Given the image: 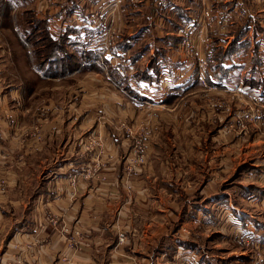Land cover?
Returning a JSON list of instances; mask_svg holds the SVG:
<instances>
[{"label": "crops", "instance_id": "crops-1", "mask_svg": "<svg viewBox=\"0 0 264 264\" xmlns=\"http://www.w3.org/2000/svg\"><path fill=\"white\" fill-rule=\"evenodd\" d=\"M204 82L253 98L247 135L264 124V0H0V264H224L176 229L192 220L240 247L230 264H264V159L240 164L234 146L236 180L192 183L227 171L230 149L214 147L216 169L179 141L189 117L158 114ZM225 117L211 120L239 124ZM232 124L216 141L239 138ZM95 133L102 154L86 145ZM138 143L146 161L129 171Z\"/></svg>", "mask_w": 264, "mask_h": 264}, {"label": "rangeland", "instance_id": "rangeland-1", "mask_svg": "<svg viewBox=\"0 0 264 264\" xmlns=\"http://www.w3.org/2000/svg\"><path fill=\"white\" fill-rule=\"evenodd\" d=\"M47 1L52 2V0H47ZM21 17H23V15L20 16V18ZM35 23L37 24L38 21H35ZM45 36H46L45 33H42L40 35L36 33L33 36L32 39L34 40L36 51H37V44L36 43L39 42V37H45ZM50 46H52V45L47 44L46 48H47L48 52L51 51L53 54L55 52V50H53L52 49L53 47H50ZM48 56H49V54H48ZM32 72H34L36 74L35 71H32ZM37 83H39V82L37 81ZM204 83H205V85L202 84L203 89L200 92L196 93L195 95L194 94H189L186 96L184 95V96H181V97H183V99H176V100L171 99L169 102L164 103L163 105H160L158 114L160 116H164V118H165V116H168V113L170 114L173 112L172 114L173 115L176 114V116L178 118L181 116H184V115L189 117L191 120L190 123H179L178 122L176 125L182 127V128H179L180 131L191 130L190 131L191 132V135H190L191 139H189V135H182L181 138L179 139V141L183 142L185 144H186V142H191V146H193V147L198 146V145L200 147H203V148L207 147L206 149L210 153H213V155L211 157L213 158V163L216 165V169L219 166V160H217V158H216L217 155H216L214 147L216 145L217 146L219 145V146L229 148L230 150H228V154H226V159H228L227 160V164H228L227 171H223L224 172L223 173L222 171H218V169L217 170H211V169L205 168V169H202L200 171L201 177H200V175L199 176L194 175V178L191 177L189 179L192 183H196V181L194 179H199L202 182L201 179L205 178V176H206V177H209V179H211V180H216L215 178L217 177V178H219L218 181L227 182V181L235 179L239 176V174H236V171L233 172L234 166H233V164L231 165V160H232L231 158L232 157L230 156V153L233 151H234L233 153H235L237 151V149H231V148H234V146H237V148H238L237 159L240 161V164L247 163V162H254L256 159L257 160H259V159L263 160L264 159V151H263V149H264V124L261 125V124L255 123L254 126H253V124L250 125L249 134H248L249 138L244 139V138H246V136L248 137V135L246 134V129H247L248 124L246 121L247 120L250 121V119H248V118H251V120L253 119L251 116L252 112L247 111V110L250 107L254 106V104L257 105L256 103H253V101H252L253 98L248 96V94L244 95V97L238 98L233 93L218 92V90L215 89L214 85H212L208 82H204ZM247 96L252 102L247 98ZM263 98H264V96H263ZM216 101H223V104H222L223 107L220 108L218 105L216 106L215 105ZM225 102L231 103L233 105V107L228 106L227 103H225ZM255 102H257V100H255ZM263 102H264V99H263ZM161 103H163V101L160 100V104ZM231 111H232V113H237V116L239 118V122H238L239 124H235V123L232 124L229 122V123L220 125L219 122H217V121L214 122L213 120H211V116H214L216 113H221L224 116H226L225 118L227 121V117L230 116V114H232V113H230ZM167 123L161 122V126H166ZM231 124L233 126H235V125L238 126L237 130L239 132V136H238L239 138H237V139L231 138L230 139V138H226L227 136L223 135V138H220V136H219L218 140L216 141V137L214 135V134H216L215 132L221 127H225V131L228 132L229 131L228 128L231 130V127H232ZM170 129L171 128H169V130ZM198 131H201V133L203 134L201 137L194 135V132H198ZM228 133L230 134V132H228ZM91 137L96 138L98 140L99 144L94 146V147H92L90 145L89 147L93 148L95 150L97 149L99 154H102L103 151H105L104 138H103L102 134L95 133V134H92L91 136L89 135L86 139V145L90 144L89 142L91 140ZM234 137H236V136H234ZM179 145H181V147H183V148H186L185 145H182L180 143H179ZM177 146H178V144H177ZM231 150H233V151H231ZM142 155H143L142 144L138 143V146L134 147L132 149V156H129V157L127 156L131 162L127 165V168L129 171H132L133 163H135V162L143 163L146 161V158L144 155L143 156H144L145 160L144 161L139 160V158ZM179 155H181V154H179ZM180 157L182 158V156H180ZM208 157H210V156H208ZM233 157H234V154H233ZM209 159H208V161H209ZM210 163L208 162L209 165H210ZM181 167L183 169V168H186L187 165H182ZM202 167H204V164L202 165ZM99 169H96V170H99ZM93 170L94 169H91V168H89V170L86 169L83 172V175L88 176L92 173ZM218 173H220V175ZM189 175H191L190 172H189ZM189 175H188V177H189ZM222 175H223V178H221ZM176 226L175 227L177 230L181 229L182 231H185L187 233L189 232L188 235L190 238L197 239L198 242H200L201 244H205V246L208 247L209 255L215 256L216 258H217V256H221L222 259H224V264H230V260H232V258H233V260H235L234 254L236 252H240V250H241L240 247L235 246V244H233L229 241L230 238H229V236H227V234H226L227 238L222 240V236L225 234H221L220 232H223L221 230L216 231L212 228L207 229L206 227H203L202 225L196 224V222H194L193 220L189 224V226L188 225L184 226V224H179ZM194 232H197L196 235L194 234ZM192 233L194 236H191ZM182 236H184V235H182V233L176 234V239L178 237L180 238ZM119 237H120V232L118 234V243H122V242H120ZM126 239H127V236H126ZM192 241H195V240H192ZM232 250H236V252H233ZM236 254H238V253H236ZM190 258H192V260L197 261L198 264H203L195 256H192ZM190 258H187L185 260V262H187L188 260H191ZM17 261L19 262V258H17ZM236 263L238 264L239 262L237 261Z\"/></svg>", "mask_w": 264, "mask_h": 264}, {"label": "built area", "instance_id": "built-area-1", "mask_svg": "<svg viewBox=\"0 0 264 264\" xmlns=\"http://www.w3.org/2000/svg\"><path fill=\"white\" fill-rule=\"evenodd\" d=\"M111 35L106 33V34H103V35H100L98 36L97 38H95L94 42L96 44V46L98 47V50L96 51V56H97V63H99L101 66L105 67L106 66V62H105V59H104V43L108 41V39H110ZM90 144L88 146H96L99 144L98 140L96 138H93L91 137V140L89 142ZM139 160L141 161H144L145 158L144 156L142 155ZM78 233V232H77ZM120 242H125L126 241V235L123 233V232H120ZM19 262H21L22 260V257L21 255H19ZM191 260H188L187 262H185V264H198L197 261L195 260H192V258H190Z\"/></svg>", "mask_w": 264, "mask_h": 264}]
</instances>
